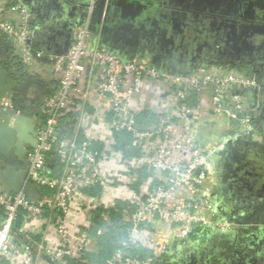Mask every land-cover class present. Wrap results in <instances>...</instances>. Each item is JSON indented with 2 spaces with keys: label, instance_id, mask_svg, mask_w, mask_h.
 <instances>
[{
  "label": "built area",
  "instance_id": "obj_1",
  "mask_svg": "<svg viewBox=\"0 0 264 264\" xmlns=\"http://www.w3.org/2000/svg\"><path fill=\"white\" fill-rule=\"evenodd\" d=\"M83 1L87 15L69 48L46 59L31 43L37 15L24 0H0V33L10 44L1 63L16 81L49 87L35 104L23 186L7 192L0 183V264H95L91 232L106 233L97 220L110 225L120 209L128 238L105 264H167L174 243L237 227L215 209L220 152L230 141L255 140L260 105L248 92L263 89L264 78L233 64L180 70L155 64L149 51L114 50L90 29L97 0ZM1 110L12 111L10 125L24 112L14 90ZM223 119L229 134L198 136L201 120ZM125 133V149L137 153L121 148ZM32 186L35 199L26 193ZM159 223L170 228L166 239L153 230ZM135 245L151 255L131 256Z\"/></svg>",
  "mask_w": 264,
  "mask_h": 264
},
{
  "label": "flooded vegetation",
  "instance_id": "obj_2",
  "mask_svg": "<svg viewBox=\"0 0 264 264\" xmlns=\"http://www.w3.org/2000/svg\"><path fill=\"white\" fill-rule=\"evenodd\" d=\"M149 1H151L149 14L151 16L158 15V18L164 22L162 27L168 30L167 39L172 36L174 45L172 41L169 42L170 40L166 41L164 39L162 33L157 31V26L150 24L151 22H143L141 19L137 20L136 27L124 36L125 39L140 44L137 51H149L153 56H158V59L163 63L180 70L187 66L194 67L195 65L211 63L212 61H229L233 65L248 62L255 63L257 57H260V55H262V58L264 57V45L259 51L255 50L253 53L242 45L246 40L245 27L241 23H237L233 28L232 23L229 21V18L233 17L232 14L230 16L226 15L236 10L234 6L232 8L228 7L230 0H220L219 3L214 4L211 3V0L210 2L203 0H198V2L196 0ZM174 12H177V14L174 15ZM173 21L176 22V27L173 25ZM150 29L153 33H146ZM256 41L259 44L262 42L258 35ZM233 43H240L239 48H243L234 50ZM251 68H255V71L264 78V69L259 64L255 63ZM30 82L31 87H29L32 88L33 82ZM39 90L32 95L27 92L28 90L22 91L21 95L16 96L17 105L22 107L24 112L35 110V113H37L38 108H35V104L40 99H43L47 93L44 89ZM236 149L238 154H236L234 160L229 161L230 155L227 153L221 158L220 162L221 176L224 178L229 176L230 178V184L228 183L225 186L224 195L225 199L231 204L237 202L247 203L253 197H257L261 191L259 184L257 188L250 184L252 181H257L258 176L253 171L255 166L253 168L248 161L245 162V155L248 153V155L252 154L253 158L264 159V152L256 153L249 149V146L245 147L241 144L236 146ZM228 162L230 163L229 167H227ZM259 177L264 179V175L263 177L259 175ZM236 225L237 227L233 231L241 229V224L236 223ZM241 246L227 253L216 250L212 246H204V249L210 250L209 254L205 253L204 258L199 256L202 261L201 264L204 263V260L207 262L206 264H264L263 243L260 245L254 244L253 248L249 246L242 248ZM204 251L202 250L201 253ZM181 255L177 264H192L187 253L184 254L182 252Z\"/></svg>",
  "mask_w": 264,
  "mask_h": 264
},
{
  "label": "water",
  "instance_id": "obj_3",
  "mask_svg": "<svg viewBox=\"0 0 264 264\" xmlns=\"http://www.w3.org/2000/svg\"><path fill=\"white\" fill-rule=\"evenodd\" d=\"M203 1L210 2V0ZM211 1V3L214 4L219 3L220 0ZM196 2H198V0H196ZM150 3L151 1L149 0H97L91 14L90 29L95 35L99 36L102 43L107 44L112 49L122 52H132L137 51L140 44L125 39L124 36L136 27L137 20L142 19L143 22H151L150 24L157 26V31L162 33L164 39L166 41L170 40L169 42L172 41V44L174 45L172 36H170V39H167L168 30L167 28L162 27L164 22L158 18V15L151 16L149 14ZM86 6V1H82L74 6V10H78V17H85L87 11ZM233 6L236 7L235 12L224 14L227 16L232 14L233 17L229 18V21L232 23L233 28L237 23H241V25L245 27L246 40L242 45L245 46V48H248L252 53L255 50L259 51L264 45V0H230L228 7L232 8ZM208 11L212 12L211 10ZM175 14H177V12H174V15ZM173 25L176 27V22H174ZM235 29L238 31L239 27L238 29ZM146 33H153V31L150 29ZM257 35L260 41H262L260 44L256 41ZM1 46H3L7 52L0 51V54L8 53L10 51L9 42L0 33V49H2ZM239 47L240 43L234 44V50H240L243 48ZM261 56L262 55L255 60H257L260 67L263 68L264 57L262 58ZM157 58L158 56H154L153 60L155 64H158ZM250 63L252 62H248L247 64L250 65ZM1 65L2 63L0 60V183L5 191L17 192L23 186L27 167L28 148L34 147L36 144V113L35 110L23 112L16 116L13 125H10L9 121L12 116V111L1 110V100L9 95L12 90L15 91V89H13L15 87L12 85L13 83L15 84V82L8 80V76L13 74L10 70L6 72ZM251 72L255 73V69H251ZM44 87L46 88V91L49 88L47 86ZM241 144L245 147L249 146V149H252L255 152L257 151V142L254 140L243 139L239 141H230L220 154L227 153V150L232 145L239 146ZM262 160L263 159L260 160L261 162H256L257 165L255 164V168L253 167V171L258 176V180L252 181L250 184L256 188L259 184L261 187L260 190L264 191V179L259 177V175L261 177L264 175V160ZM248 162L250 163V160ZM26 193L34 199L40 195V191L33 186L28 187Z\"/></svg>",
  "mask_w": 264,
  "mask_h": 264
},
{
  "label": "crops",
  "instance_id": "obj_4",
  "mask_svg": "<svg viewBox=\"0 0 264 264\" xmlns=\"http://www.w3.org/2000/svg\"><path fill=\"white\" fill-rule=\"evenodd\" d=\"M13 3L15 0H11ZM31 10L37 15V22L33 25L34 36L31 40L33 47L43 52L46 59L52 55H58L65 52L69 47L72 39L74 28L81 24L86 18L78 17V10H74V6L83 0H24ZM0 51H5L3 46ZM7 52V51H5ZM45 59V60H46ZM255 63L258 64L257 60ZM255 63H235L240 68L251 72V68ZM226 64H232L227 62ZM3 69L9 71V67L5 64L1 65ZM264 69V67H263ZM8 80L15 82L12 85L15 87L16 96L21 95L22 91L29 92L31 95L35 94L38 89H46L44 86L48 85L44 82L35 80L30 88L29 82L24 79H19L20 82L14 79L13 75L8 76ZM30 82V83H31ZM43 83V84H42ZM30 86V87H29ZM27 88V89H25ZM39 90V91H40ZM23 95V94H22ZM248 97L251 103H258L260 105V111L255 112V124L257 128V135L255 142H257V153L264 152V88L261 90L252 89L248 92ZM39 118V113L36 114V119ZM227 119L219 121H207L201 120L198 124L197 134L201 138H204V134L214 135L220 137L225 135L228 129ZM229 161L234 160L238 150L236 145H232L227 150ZM231 153V154H230ZM257 159V160H256ZM253 158L252 154L245 155V162L250 160L251 167L256 166V162L260 161L259 157ZM264 160V159H263ZM262 160V161H263ZM261 162V161H260ZM229 162L227 167H229ZM256 164V165H255ZM221 169V167H220ZM229 176L224 178L223 176H217V183L219 190L216 196L215 209L219 215L241 224V229L235 230L226 235H212L203 231H199L196 234L191 235L189 238L174 243L170 246L168 254L166 255L167 264H177L180 260L182 252L187 253L189 260L192 264H201L199 256L204 258L205 253L209 254V250L204 249V246H212L216 250H220L223 253L232 252L234 249L241 247H254V244L264 245V191L259 192L257 197H253L247 203L237 202L234 204L229 203L225 199L224 190L227 184H230ZM148 224H151L148 222ZM152 226V225H151ZM168 227V228H167ZM153 230H158L162 237L166 239L169 236V226L163 224H157L153 226ZM212 249V248H211ZM202 250H205L201 253ZM205 262L203 264H206Z\"/></svg>",
  "mask_w": 264,
  "mask_h": 264
},
{
  "label": "trees",
  "instance_id": "obj_5",
  "mask_svg": "<svg viewBox=\"0 0 264 264\" xmlns=\"http://www.w3.org/2000/svg\"><path fill=\"white\" fill-rule=\"evenodd\" d=\"M216 64H219L222 67H226L227 65L222 62H218ZM244 68L245 67H239V69L241 70H245ZM186 69L192 70L193 68L192 66L183 68V70ZM189 103L193 104L194 102L193 100H189ZM129 141L130 136L128 134H121V148L125 150L127 156L137 153L136 151L125 149ZM121 210L122 209L117 212L111 213L112 222L110 225L106 221L97 220V227L105 225L107 228V232L103 235H97L96 229L91 232L92 235L97 238L92 251L87 252V257L91 262H94L95 264H105L106 261L111 256H113V254L121 247V243L128 238L127 227L129 226V224L122 220L120 215ZM128 253L131 256H140L141 258H144L151 255L152 252L148 249H144L140 246L135 245L132 249L128 250Z\"/></svg>",
  "mask_w": 264,
  "mask_h": 264
}]
</instances>
